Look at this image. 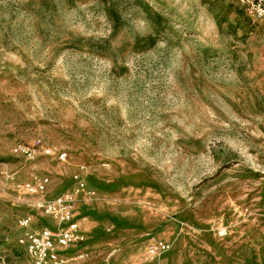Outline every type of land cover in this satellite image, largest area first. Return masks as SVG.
<instances>
[{
  "label": "rangeland",
  "instance_id": "obj_1",
  "mask_svg": "<svg viewBox=\"0 0 264 264\" xmlns=\"http://www.w3.org/2000/svg\"><path fill=\"white\" fill-rule=\"evenodd\" d=\"M80 167L64 264H264V26L227 0H0V264H29L20 219L55 226L12 179L54 198Z\"/></svg>",
  "mask_w": 264,
  "mask_h": 264
},
{
  "label": "built area",
  "instance_id": "obj_2",
  "mask_svg": "<svg viewBox=\"0 0 264 264\" xmlns=\"http://www.w3.org/2000/svg\"><path fill=\"white\" fill-rule=\"evenodd\" d=\"M240 5L246 13L264 26V0H227ZM39 143H41L39 141ZM52 154L51 149L44 151ZM15 153L34 158L36 151L29 148H16ZM62 162L67 161V153H59ZM77 190L64 191L54 198L49 197L52 180L50 176H37L31 180L19 182L12 179L13 187L24 195L33 198V206L44 216L54 221V227H43L30 230L32 218L24 217L18 221L20 229L26 231L18 238V245L25 249L29 264H64L66 251L75 245H82L87 241L86 234L75 214V204L78 193L85 188L84 167L75 173ZM170 246L165 241L152 243L146 255L153 263L169 252Z\"/></svg>",
  "mask_w": 264,
  "mask_h": 264
},
{
  "label": "crops",
  "instance_id": "obj_3",
  "mask_svg": "<svg viewBox=\"0 0 264 264\" xmlns=\"http://www.w3.org/2000/svg\"><path fill=\"white\" fill-rule=\"evenodd\" d=\"M52 189V188H51ZM60 194V193H59Z\"/></svg>",
  "mask_w": 264,
  "mask_h": 264
}]
</instances>
